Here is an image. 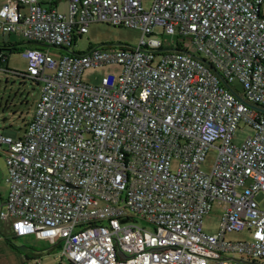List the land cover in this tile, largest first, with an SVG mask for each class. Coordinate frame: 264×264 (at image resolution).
Returning a JSON list of instances; mask_svg holds the SVG:
<instances>
[{
  "label": "built area",
  "instance_id": "1",
  "mask_svg": "<svg viewBox=\"0 0 264 264\" xmlns=\"http://www.w3.org/2000/svg\"><path fill=\"white\" fill-rule=\"evenodd\" d=\"M58 1L0 0V31L65 51L22 52L41 97L23 136L0 135V224L72 264H264V0H68V13ZM96 22L141 31L139 45L76 51ZM101 65L121 72L83 80ZM240 122L255 134L237 145Z\"/></svg>",
  "mask_w": 264,
  "mask_h": 264
},
{
  "label": "rangeland",
  "instance_id": "2",
  "mask_svg": "<svg viewBox=\"0 0 264 264\" xmlns=\"http://www.w3.org/2000/svg\"><path fill=\"white\" fill-rule=\"evenodd\" d=\"M144 6L149 7L152 0H141ZM68 0H59L57 8L59 11L68 13ZM142 38V32L130 27L114 26L104 22L92 23L88 32L78 39L75 50L85 52L91 48H102L110 46V50H121L123 46L137 47ZM166 44L177 41L174 36H165ZM182 42L181 39H179ZM187 47L189 43L185 44ZM33 46L19 34H8L0 31V47L3 48V54L8 56V61L2 64L8 72L0 70V135L18 139L23 136L27 124L33 118L37 102L41 97V85L34 83L30 79L17 76L15 72L26 73L27 61L22 56V52ZM42 49L52 56L58 57L64 54L55 47L48 45H39ZM13 48V50H10ZM201 57H203L201 55ZM121 72V66L101 65L89 67L84 70L82 78L85 82L98 86L101 84L103 76H118ZM237 91L242 92L243 88L240 82L236 81L230 84ZM255 131L244 122H240L234 132L233 141L241 145L249 136H253ZM6 145L0 148V196L6 198L9 192L7 182V164L4 157ZM218 155V149L211 146L208 149L206 158L202 164L205 171H210ZM257 201L261 208H264V194H261ZM222 213L217 207H214L203 217L204 230L207 233H216L219 229ZM6 222V221H2ZM11 226L7 227L0 224V264H72L67 259H60V246H54L47 240L38 239L34 236H24L14 238L12 236ZM227 240L231 241H249L251 235L249 231L229 232L226 235ZM233 257V255H229ZM234 257L240 258L237 254Z\"/></svg>",
  "mask_w": 264,
  "mask_h": 264
},
{
  "label": "trees",
  "instance_id": "3",
  "mask_svg": "<svg viewBox=\"0 0 264 264\" xmlns=\"http://www.w3.org/2000/svg\"><path fill=\"white\" fill-rule=\"evenodd\" d=\"M3 50H4V49L0 47V51H3ZM10 50H13V48H10ZM0 54H3V53L1 52ZM3 56H4L3 59L0 58V65H1V66H2L3 63H5V62L8 61V56L5 55V54H3ZM4 68H5V67H4ZM4 72H8V69L5 68V71H4ZM15 74H16L17 76H22L23 78L30 79V80L33 81L34 83H37V84H38V82H37L36 80H33V79L29 78L25 73L21 74V73L15 72Z\"/></svg>",
  "mask_w": 264,
  "mask_h": 264
},
{
  "label": "water",
  "instance_id": "4",
  "mask_svg": "<svg viewBox=\"0 0 264 264\" xmlns=\"http://www.w3.org/2000/svg\"><path fill=\"white\" fill-rule=\"evenodd\" d=\"M39 45H44V44H43V43H39ZM203 61H205V60H203ZM216 73L222 78V80H223V82L225 83V85L228 86V83L224 80V78L221 76V74H220L219 72H217V71H216ZM238 98L241 99L242 101H244L242 97L238 96ZM248 105H249L250 107H252V108L259 109V108L256 107L255 105H251V104H248Z\"/></svg>",
  "mask_w": 264,
  "mask_h": 264
},
{
  "label": "crops",
  "instance_id": "5",
  "mask_svg": "<svg viewBox=\"0 0 264 264\" xmlns=\"http://www.w3.org/2000/svg\"><path fill=\"white\" fill-rule=\"evenodd\" d=\"M32 45L35 46V45H39V44L32 43ZM1 223H3V224L6 226V228L9 227V226H11V223L8 222V221H6V222H1ZM12 236H13L14 238H16V237L13 235V233H12Z\"/></svg>",
  "mask_w": 264,
  "mask_h": 264
}]
</instances>
